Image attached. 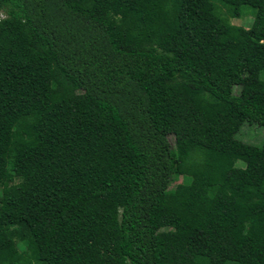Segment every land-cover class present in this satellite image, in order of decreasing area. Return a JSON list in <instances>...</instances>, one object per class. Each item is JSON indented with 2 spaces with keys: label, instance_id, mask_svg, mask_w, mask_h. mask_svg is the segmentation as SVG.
Instances as JSON below:
<instances>
[{
  "label": "trees",
  "instance_id": "16d2710c",
  "mask_svg": "<svg viewBox=\"0 0 264 264\" xmlns=\"http://www.w3.org/2000/svg\"><path fill=\"white\" fill-rule=\"evenodd\" d=\"M0 15V264H264V0Z\"/></svg>",
  "mask_w": 264,
  "mask_h": 264
},
{
  "label": "rangeland",
  "instance_id": "374dc122",
  "mask_svg": "<svg viewBox=\"0 0 264 264\" xmlns=\"http://www.w3.org/2000/svg\"><path fill=\"white\" fill-rule=\"evenodd\" d=\"M243 13L240 15V17L237 18H228V22L235 24V25H243L245 27L248 26L249 24V17H245L244 13H248L247 8H243ZM244 16V17H243ZM1 17V15H0ZM235 90L238 91V87H235ZM234 137L238 140H241L243 142L249 143V144H254V145H259L262 142H264V127L257 126L255 124L243 122L238 131L235 133ZM167 140L170 144V146H174V139L172 135L167 136ZM10 159V157H9ZM10 162H12V165L18 164L20 162V157L10 159ZM236 166H242L243 163L240 160H237L235 162ZM184 177L182 175H176L174 177V180L171 182V186L180 182H184ZM25 242H17L16 247L19 251L24 250L25 248Z\"/></svg>",
  "mask_w": 264,
  "mask_h": 264
}]
</instances>
